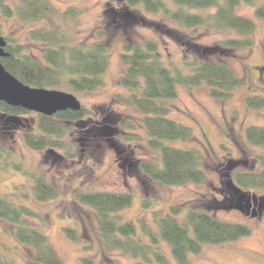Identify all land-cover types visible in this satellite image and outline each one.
<instances>
[{"label": "rangeland", "instance_id": "obj_1", "mask_svg": "<svg viewBox=\"0 0 264 264\" xmlns=\"http://www.w3.org/2000/svg\"><path fill=\"white\" fill-rule=\"evenodd\" d=\"M49 1L59 11L70 6L81 10L76 20L77 41L87 44L108 42V68L103 87L82 93L58 89L73 94L82 107L96 113L97 120H85L76 125L77 132L68 134L67 143L75 152L72 158L62 151L39 152L25 145L22 134L24 131L34 132V115L21 121L29 129L0 124V142L22 167L31 173L43 175L55 188L57 196L44 203L36 202L32 197L30 182L11 168L0 171V195L42 216L40 222L31 220L30 223L47 237L64 264H81V258H89L95 264L135 263V260L107 247L98 231L97 212L76 202L75 196L86 191L130 193L133 197L131 207L119 214L123 221L134 225L138 236L142 232V224L158 234L152 214L166 215L169 206L183 203H189L197 210L221 220L244 225L250 230L249 236L236 241L205 245L200 254L189 256L188 264H264V199L261 200L264 191L248 193V196H255L256 205L250 200V206L255 207H249L248 214L245 211L241 213L235 210L237 195L232 199L225 198L227 189L224 176L218 171L232 158L239 162L230 172H264V165L259 161L264 156V146H253L245 138L247 127H264V109L253 111L244 104L245 97L262 95L264 88V20L254 13L264 0H256L253 6L241 4L234 10L236 15L254 22L253 45L246 50H234L207 58L209 61H225L243 79V85L225 101L211 99L204 84L193 88L176 85V97L168 101V118L190 128L193 137L190 143L176 142L173 145L198 151L203 156L207 175V181L203 184L180 187L143 179L138 164L154 161L155 153L146 146L142 127L132 131L141 141L122 144L113 139L114 128L116 134H121L127 122L140 118L134 108L114 100L115 94L127 93L119 84L124 71L120 61L123 45L154 40L159 45L164 64L173 69L182 66L181 52L184 49L190 58L201 60L193 41L201 48L212 47L220 39L236 38L237 35L230 31L222 33L204 28H179L168 17L161 13H147L141 6L124 12L121 0H115L112 4H108V0ZM163 1L171 9L174 8L169 0ZM210 12L213 9L190 10V13L201 15ZM0 25L4 38L22 46L29 55L36 58L42 56L43 45L28 37L29 30L42 24L26 25L15 18H5L0 13ZM109 111L112 113L106 117ZM102 125L106 129L100 136L92 137L93 132H99L97 128ZM89 126H93L94 131L88 130ZM109 142L117 146L120 150L118 154L108 145ZM222 145L229 152L223 151ZM143 200L149 202L148 208L142 207ZM240 204L246 205V201L242 199ZM251 211H254V217ZM65 227L75 229L82 242L75 243L68 239L63 232ZM16 229L15 225L0 220V258L6 264H34L31 261L32 249L15 239ZM159 248L170 264H175L170 248L162 240Z\"/></svg>", "mask_w": 264, "mask_h": 264}, {"label": "trees", "instance_id": "obj_2", "mask_svg": "<svg viewBox=\"0 0 264 264\" xmlns=\"http://www.w3.org/2000/svg\"><path fill=\"white\" fill-rule=\"evenodd\" d=\"M169 1L174 5L173 9L163 0H121V3L124 12L141 6L147 13H161L168 17L179 28H204L222 33L230 31L237 35L236 38L220 39L212 47L201 48L193 41L201 60L190 58L184 49L181 52L182 66L173 69L164 64L159 45L154 40L123 45L120 61L124 71L119 84L127 93L115 94L114 100L134 108L140 118L135 122H127L121 134H116L114 128L113 139L122 144L141 141L132 131L142 127L146 135L145 144L155 153L154 161L138 164L143 179L180 187L203 184L207 181V175L203 156L198 151L173 145L176 142L190 143L193 137L190 128L168 118V101L176 97V85L193 88L204 84L208 96L218 101L229 99L234 90L243 85V79L225 61H209L207 58L234 50H246L253 45L252 35L256 30L254 22L236 15L234 10L241 4L253 6L256 0ZM114 2L107 1L108 4ZM195 9H213V12L204 15L190 13V10ZM0 13L5 18H15L26 25L42 24L28 31L31 41L43 45L40 58L27 54L22 46L14 45L11 39L5 38L7 45L4 50L8 56L1 58L0 62L20 82L34 88L63 89L73 93L93 92L104 86V74L108 68V42L87 44L77 41L76 20L80 9L70 6L59 11L49 0H0ZM254 13L257 18L264 20V3ZM244 104L253 111L263 110L264 88L262 95L245 97ZM110 113L112 111L106 117ZM30 115L35 116L34 132H23L25 145L39 152L62 151L70 158L74 157L75 152L67 143L68 134L77 132L76 125L85 120H97L96 113L84 107L77 112L67 110L46 117L0 102V124L4 127L19 125L29 129L22 120ZM94 129L93 126L88 127V130ZM97 129L99 132H93L92 137L100 136L106 128L102 125ZM245 138L253 146H264V127H247ZM108 145L116 154L119 153L115 144L109 142ZM221 149L229 152L224 145ZM259 161L264 165V156ZM238 162L231 158L218 168L224 176L227 189V192L224 190L225 198L232 199L237 195L235 207L241 206L242 199L246 202L252 199L257 201L255 196H248V193L264 191V172H230ZM7 168L30 182L32 197L36 202L44 203L56 198V190L48 180L22 167L0 142V171ZM75 199L78 204L97 212L98 231L107 247L135 260L134 264H170L159 248L160 240L170 248L175 264H188L189 256L200 254L205 245H222L250 235V230L244 225L221 220L197 210L189 203H183L169 206L166 215L152 214L158 234L142 224V232L138 236L134 225L123 221L119 214L131 207L133 197L130 193L86 191L77 194ZM148 206L149 202L143 200L142 207ZM0 220L16 226L15 239L32 249L31 261L34 264H64L47 237L30 223L31 220H42L39 213L0 195ZM63 232L71 241L82 242L75 229L65 227ZM0 264L6 263L0 258ZM81 264L95 263L89 258H81Z\"/></svg>", "mask_w": 264, "mask_h": 264}, {"label": "water", "instance_id": "obj_3", "mask_svg": "<svg viewBox=\"0 0 264 264\" xmlns=\"http://www.w3.org/2000/svg\"><path fill=\"white\" fill-rule=\"evenodd\" d=\"M7 41L0 36V59L8 56L4 50ZM0 102L11 107H19L35 114L52 117L58 112L73 111L81 109L77 98L60 90L34 88L23 84L14 76L9 74L0 62ZM255 202L254 199H252ZM250 204V201L246 202ZM238 211L248 213V206L236 207ZM253 217L255 214L252 215Z\"/></svg>", "mask_w": 264, "mask_h": 264}, {"label": "flooded vegetation", "instance_id": "obj_4", "mask_svg": "<svg viewBox=\"0 0 264 264\" xmlns=\"http://www.w3.org/2000/svg\"><path fill=\"white\" fill-rule=\"evenodd\" d=\"M256 202H257V201H255L253 204L256 205ZM254 205H251V206H250V204H247V203H246V205H242V207H244V206H248V208H249V207H255ZM249 211H250V208H249L248 212H249ZM247 214H248V213H247ZM250 214L253 215V214H255V213H254V211H251Z\"/></svg>", "mask_w": 264, "mask_h": 264}]
</instances>
